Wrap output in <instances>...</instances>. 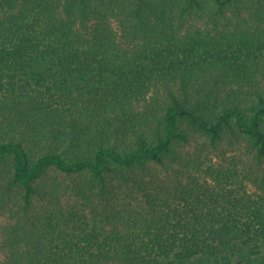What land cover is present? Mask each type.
I'll list each match as a JSON object with an SVG mask.
<instances>
[{
    "label": "trees",
    "instance_id": "1",
    "mask_svg": "<svg viewBox=\"0 0 264 264\" xmlns=\"http://www.w3.org/2000/svg\"><path fill=\"white\" fill-rule=\"evenodd\" d=\"M117 2L0 0V61L5 73L16 65L24 71L12 78L22 84L8 86L0 98V113L12 116L6 126L0 116V132L19 129L34 143L81 147L93 137L90 126L75 128L59 109L88 116L110 105L109 128L112 118L124 124L121 108L151 86L167 93L155 122H148L154 135L130 149L103 141L88 157L73 159L52 149L33 156L14 138L0 142V173L10 175L0 192V249L7 263L264 264V198H228L218 209L207 198H180L189 188L175 171L192 133L216 145L229 129L251 139L264 160V0ZM94 4L101 6L97 16ZM31 9L42 13L41 22L23 20ZM114 14L130 28L133 47L122 48L111 29L88 32L92 19ZM191 15L213 32H180L177 26ZM225 22L236 29L222 30ZM231 76L244 82L225 89ZM42 81L45 93L58 91L57 98L42 93L40 102L29 86ZM214 81L221 84L217 90L199 88ZM122 124L111 132H121ZM49 170L84 173L86 182L73 186L70 198L54 195L56 189L35 198ZM228 203L233 208L223 206Z\"/></svg>",
    "mask_w": 264,
    "mask_h": 264
},
{
    "label": "rangeland",
    "instance_id": "2",
    "mask_svg": "<svg viewBox=\"0 0 264 264\" xmlns=\"http://www.w3.org/2000/svg\"><path fill=\"white\" fill-rule=\"evenodd\" d=\"M42 1L43 3L55 1L57 3L59 2V5H61L64 0ZM120 2H117V4H120ZM100 8L101 6L94 4L93 9L95 16L98 15ZM233 8L234 6H231V10ZM228 15L232 16L233 14L229 11ZM23 18H25L23 20L27 19L29 22H41L43 20V15L36 9H31L30 12ZM182 23L183 24L177 26L182 33L206 30L213 32L214 30L213 25L204 24L198 16L195 15H191V17ZM22 25L26 26L24 24ZM76 25L80 26V21L78 19H76ZM220 26L222 30L225 31L236 29L233 24L228 25L226 22ZM96 27L101 28L103 32L111 29V31H113L114 38L118 40L122 48L133 47V34L130 32V28L124 26L121 16H118V14L111 15L107 21L104 20L103 22L92 19V23L90 27H88V32H91L94 28L96 30ZM101 30L99 34H102ZM194 34L198 35L197 33ZM106 37L109 38L111 36ZM5 67L6 64L1 60L0 98L8 86L12 87V85L22 84L20 79L13 80L12 78L14 75L22 74L24 72L19 65H16V67L12 68L9 66V70L11 72L7 70V73H5ZM249 73L255 75L256 71H254L251 67ZM243 80L244 79H241L239 76H231V79H226L224 81V88L229 89L239 87L240 82H244ZM245 80L247 79L245 78ZM253 84L255 83L253 82ZM30 85H33L29 87L35 89L34 95L37 94L40 102L42 103V93H45L48 89L45 87L47 83L42 81L40 83H33ZM220 86L221 84L218 81H214L208 85L201 84L199 88L201 90H205L207 87L208 89L212 87L217 90ZM23 88L26 92H33V90H30L26 86ZM19 94L22 101L24 93L19 91ZM53 94L54 95H48L45 93V96L53 100L57 98L56 96H58V91H55ZM166 96L167 93L165 87L151 86L141 97L134 99V101L130 102L126 108H121V112L123 113L122 119L126 120L125 123L122 124L120 121L115 122L112 118L113 123H109L111 124L109 128L106 124L105 116L107 115L106 111L108 109L106 107H110V105L99 107L92 113H88V116L77 114L81 111H67V108H64L63 110L59 109L61 111H56L57 115H59L63 121L68 122L71 125L74 124L75 128L81 129L82 127L90 126L93 137L91 136L90 139L87 140V142L81 147H60L59 144L53 141L52 142L54 144L51 141L34 143L27 136L23 137V134H25L23 131L19 129L15 131L11 129L9 130L7 127L4 129L6 132H0V142L9 138H14L21 140L26 146V149L33 156L43 153L48 149H52L59 150V152H61L64 156L73 159L88 157L91 155V152L97 144L103 141L117 146L119 150L130 149L137 146V144L143 139L142 137L149 134L145 138L150 139L154 135L152 132L148 133V130L150 129L148 122L149 124H153L155 122L153 114L163 105L167 98ZM61 102L57 103L55 108L60 107L62 105ZM0 116H2L1 124L5 126L6 122L12 118L11 114L6 111L0 113ZM146 117L149 118L150 121H148ZM75 123H80L81 126L76 125ZM120 124L123 125L122 131L112 133V128L117 125L120 126ZM262 126L264 129V119ZM104 131L105 134H101V132ZM191 135V139L188 142L183 143V149L187 157L185 161L180 162L179 167L175 169L178 175L180 172L182 173L181 176H184V184H186V187L189 188V192L186 191V194L180 196V198H193L194 202H196L199 198H207L210 200L211 206H213L214 203L216 204L215 208L217 209L219 205L222 204L221 202H226L228 198L236 200L244 198H264V160H260L257 157L256 148L251 139L234 136L232 131L229 129L226 130L223 140H220L216 145L212 144L209 138L203 134L192 133ZM63 144L66 143L63 141ZM4 168H7V166ZM163 174H165V172H163ZM9 176V172L6 173V175L4 173H0V192H3V190L7 187ZM86 176L87 175L84 173L71 175L64 174L59 171L49 170L38 183L40 193L35 198H45L44 192L47 189H56L57 192L54 195L59 193L58 197L60 198H70L68 197L67 192H71V188L73 186L83 185L84 182H86ZM186 206L187 208H190L191 204L188 203ZM223 206L233 208L231 203ZM251 208L257 209L254 205H252ZM0 264H8L4 250L2 249H0Z\"/></svg>",
    "mask_w": 264,
    "mask_h": 264
}]
</instances>
